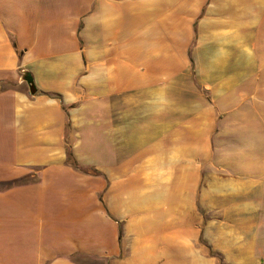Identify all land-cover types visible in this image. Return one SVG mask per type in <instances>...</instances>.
<instances>
[{
    "label": "crops",
    "instance_id": "obj_1",
    "mask_svg": "<svg viewBox=\"0 0 264 264\" xmlns=\"http://www.w3.org/2000/svg\"><path fill=\"white\" fill-rule=\"evenodd\" d=\"M0 264H264V0H0Z\"/></svg>",
    "mask_w": 264,
    "mask_h": 264
},
{
    "label": "rangeland",
    "instance_id": "obj_2",
    "mask_svg": "<svg viewBox=\"0 0 264 264\" xmlns=\"http://www.w3.org/2000/svg\"><path fill=\"white\" fill-rule=\"evenodd\" d=\"M91 120L84 125V128L80 134V128L76 132L75 130H69L66 137L67 149L72 153V158L70 162L77 163V169L86 172L88 174L96 175V158L97 154L106 163L111 162L113 159V151L116 149L115 146H118V143H114L111 132H106L104 135L98 130L96 117L90 115L89 119ZM91 123V124H89ZM107 128V127H106ZM133 142V143H132ZM132 143L124 148L126 151H138L143 148V141L140 139H135L128 141ZM69 144V146H68ZM71 150V151H70ZM37 177L36 172L33 175H30L25 179V182L34 181Z\"/></svg>",
    "mask_w": 264,
    "mask_h": 264
},
{
    "label": "water",
    "instance_id": "obj_3",
    "mask_svg": "<svg viewBox=\"0 0 264 264\" xmlns=\"http://www.w3.org/2000/svg\"><path fill=\"white\" fill-rule=\"evenodd\" d=\"M31 92H32V94L37 93V89H36L35 85H31Z\"/></svg>",
    "mask_w": 264,
    "mask_h": 264
},
{
    "label": "trees",
    "instance_id": "obj_4",
    "mask_svg": "<svg viewBox=\"0 0 264 264\" xmlns=\"http://www.w3.org/2000/svg\"><path fill=\"white\" fill-rule=\"evenodd\" d=\"M68 152H69V151H68ZM68 154H69V157H70V159H71V158H72V156H73V155H72V153H71V152H69ZM72 164H73L74 166H76V165H77V163H76L75 161H74V163H72ZM76 167H77V166H76Z\"/></svg>",
    "mask_w": 264,
    "mask_h": 264
}]
</instances>
